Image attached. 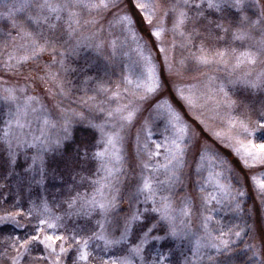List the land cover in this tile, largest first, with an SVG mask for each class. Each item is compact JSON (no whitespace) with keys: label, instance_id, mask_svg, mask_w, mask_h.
Returning a JSON list of instances; mask_svg holds the SVG:
<instances>
[{"label":"snow or ice","instance_id":"6c2138e0","mask_svg":"<svg viewBox=\"0 0 264 264\" xmlns=\"http://www.w3.org/2000/svg\"><path fill=\"white\" fill-rule=\"evenodd\" d=\"M253 4L259 9L256 19L244 12L248 6L247 0H132V8L139 13L141 23L147 26L146 38L141 35L131 12L126 10L128 0H14L13 3L0 0V7L5 10L0 12V18L11 22L22 42L17 45L16 38L13 37V49L7 52V58L3 61L5 71L13 74L19 72V66L36 60L45 52L50 53L54 63L59 62L63 66L64 52L57 47V30L62 28L72 38L81 34L82 29L98 25L100 20L97 17L110 13L113 17L109 21L110 26H119L123 34V39L108 42L112 54L115 56L118 48L131 47L137 57L132 62V69L138 75L135 81L130 76L124 77V82L132 86L125 91L142 103L151 101L149 106L155 111L156 117L165 122L160 142L152 140V128L147 121L141 129L144 133L143 143L140 132H137L136 155L140 157L142 171L135 190L129 196V204L135 210L119 217V182L124 162L121 146L125 138L122 133L133 124L142 104H135L131 100L126 104H117L107 112L104 123L88 121L86 126L100 133L97 150L92 153V159L97 162L98 168L95 178L90 180L91 193L77 191L64 201L67 210L61 214L52 210L47 198H40L39 202L31 201L26 213L18 209V200L11 209H0L3 212L0 215V225L13 224L22 229L24 225L17 217L36 221L30 233L9 238L11 243L8 247L15 253L10 257V264H65V257L70 252L73 253L71 264H90L94 259H98L99 264H172L169 256L159 250L155 255L146 251L153 242L166 240L188 241L191 245L190 255H185L181 264H203L207 249L219 252L221 247L227 249L229 246L224 237L232 234L240 237L243 229L238 224L228 227L227 231L223 225L210 227L213 222L210 204L212 201L221 204L223 200H227L239 213L242 211L241 198L246 192L243 188L234 189L231 182H224L225 161L210 151L206 138L195 137L185 117L190 116L213 140L231 148L245 168L264 166V139H256L257 133H264V108L254 120L251 115H234L238 104L229 94V86L237 85L264 90V6L260 5L259 0H253ZM225 7L241 14L238 26L232 33V43L221 49L207 47L204 39H201L197 45V38L203 36L197 25L204 17L205 9L221 12ZM18 15H22L23 19L18 20ZM169 24L171 27H168ZM32 25L37 29L46 25L51 35H45L42 30H32ZM217 27L227 31L220 24ZM257 31L259 39L255 36ZM168 32L173 35L171 49L176 47L175 37H180V46L190 50L197 65L204 68L216 66V71L227 70L228 79L217 83V77L209 76L203 91L198 90L195 85L180 86L173 82L171 93L167 98L163 97L162 89L167 83L162 82L163 71L166 70L169 76L180 75L179 71L174 72L170 49L163 42ZM96 35L94 32L86 39H92ZM248 41L254 43L242 50L233 46L236 42L244 45ZM81 46L85 45L77 40V47ZM102 47L103 41L96 44L97 49ZM192 48L195 51H191ZM153 49L156 50L155 54ZM21 52L22 54H18ZM58 55L61 57L59 61ZM124 55L127 56L128 53L125 52ZM157 56L162 57L159 74ZM180 63L184 65V61ZM51 78L55 79L54 76ZM5 91L8 94L6 99L15 104L16 111L5 122L6 126L0 133V145L6 149L12 169L21 153L27 154L29 150L35 149L26 171L38 174V182L42 183L46 176L42 154L59 149L66 141H70L74 119L83 121L85 117L81 113L61 110L60 121H54L43 114V105L37 97L26 96L19 103L17 89ZM19 91L24 92L25 89ZM112 98L121 99L119 88ZM176 101L180 102L179 107H174ZM208 104L212 105L213 119L220 117L225 120L227 127L224 131L208 127L202 113L196 111ZM221 110H224L223 114ZM30 115L34 116L38 125L35 130L33 122L28 119ZM57 128L59 132L53 137L51 131ZM190 149L198 154L199 165L196 172H208L203 182L197 181L202 194L199 231L192 227L195 211L193 199L186 195L177 206L171 194H164L182 182V170L186 166L185 158ZM227 171L231 172V169ZM161 174L163 179H160ZM251 180L253 190L264 204V173L260 176L253 175ZM206 186H212L213 192H207ZM0 200L7 198L0 196ZM141 203L145 205L143 210L136 206ZM148 213L152 214V221L136 240H131L134 228L137 224H144ZM72 217L94 221V224L90 228L82 226L80 231H76L75 227L69 229L68 222ZM216 223L219 225V221ZM261 239L264 243V233ZM94 243L102 254L94 252ZM5 255L8 253L5 252Z\"/></svg>","mask_w":264,"mask_h":264},{"label":"rangeland","instance_id":"374dc122","mask_svg":"<svg viewBox=\"0 0 264 264\" xmlns=\"http://www.w3.org/2000/svg\"><path fill=\"white\" fill-rule=\"evenodd\" d=\"M8 2L13 3L14 0H8ZM259 3L264 6V0H259ZM247 5L244 12L252 19H256L259 15V9L254 6L253 0H247ZM126 10L131 12L133 18L137 21V28L140 29L141 35H145L146 37L147 26L141 23L139 13L132 8V0H128ZM4 11L0 7V12ZM240 15L234 9L227 7L221 12L205 9L204 17L201 18L197 25L203 36L197 38L196 44L199 45L201 39H204L207 47L221 49L227 47L232 43V33L238 26ZM97 18L100 20L98 25L82 29L81 34H77L72 38H69L62 28L57 30L55 33V36L59 37L57 47L59 51L64 52V56L62 57L63 66L59 62L54 63L50 53L45 52L36 60L19 66V72L15 74L5 71L3 61L7 58V52L13 49L12 38H16L17 45L22 42L16 34V29L12 28L11 22L0 18V133L5 128V122L10 119V115L16 111L15 104L6 99L8 94L5 89L11 88L17 89L16 95L20 98L19 103H22L26 96L37 97L40 104L43 105V114L50 116L54 121H60L61 110H66L68 113L83 114L85 120L74 119L72 135L73 131L79 128L86 132H80L79 135L85 139H78V144L70 142L71 139L70 141H66L63 147L42 154L46 167V176L42 183L38 182L40 181L38 174L26 171L32 162L31 157L36 151L35 149L29 150L27 154L21 153L14 169H12V166L8 162L6 149L0 145V185L4 186L0 187V196L7 198V200H0V209L3 207L11 209V206L18 200V209L26 213L31 206V201L39 202L40 198H47L52 210L57 214H61L67 210V204L64 201L74 196L77 191L81 193L88 192L90 194L92 191L90 180L95 178L98 168L97 162L92 159V153L97 150V141L100 139V133L96 129L87 127V122L104 123L109 110L115 108L117 104H126L131 100L135 101V104H142V106L133 124L126 127L124 133H122L125 137L121 146L124 162L119 182L121 202L118 208V215L122 217L135 210L129 204V196L135 190V185L139 182V176L142 171L140 157L136 155L137 132H140L141 143H143L144 133L141 129L147 121L152 128V140L160 142L163 139L162 134L164 133L165 122L163 119L156 117L155 111L149 106L152 103L151 101L142 103L129 92L125 91L126 88L132 86L124 82V77L130 76L135 81V77L138 75V72L132 69V62L137 58L136 54L132 52L131 47H128L124 49L118 48L114 56L108 42L113 39H123L121 29L119 26H110L109 21L113 19L110 13H105ZM17 19L22 20L23 16L18 15ZM217 24L222 25L223 29H227V31H222L221 28L217 27ZM30 27L34 31L42 30L45 35H51L46 25H42L39 29L34 25ZM168 27H171V25L169 24ZM101 29L103 30L101 31ZM94 32L97 33L95 37L86 39V37L92 36ZM255 36L256 39H259L258 31L255 32ZM77 40H80L81 44L85 46L77 47ZM101 41H103V47L97 49L96 44ZM172 41L173 35L171 32H168L164 36L163 42L165 47L170 49L169 56L174 72L179 71L180 75L173 74L169 76L166 70L163 71L162 82L167 81L162 89L163 97L167 98L169 96L172 91L173 82L180 86L195 85L198 90L203 91L209 76L217 77V83L228 79L227 70L216 71V66L204 68L197 65L191 57L190 50L180 46V37H175V49H171ZM252 43L254 41H248L244 45L236 42L233 46L242 50V48L248 47ZM191 51H195V48H192ZM125 52L128 53L127 56L124 55ZM153 52L155 54L156 50L153 49ZM18 54H22V52ZM60 59L61 57L58 55L57 61ZM180 61H184L183 66ZM86 63H88L86 70L89 69L88 74L90 75V79H85V77L83 78L76 74L73 75L71 65L80 64L83 67ZM156 63L159 74L162 65L161 56H157ZM92 69H95L96 73ZM52 76L55 79H52ZM117 88H119L121 94V99L119 100L112 98ZM19 89H25V91L21 92ZM229 94L238 104V109L233 113L234 115H251L254 120L259 111L264 108V90L248 89L237 85L235 87L229 86ZM172 97L174 99V93H172ZM179 103V101H176L174 107H179ZM211 109L212 105L208 104L205 108L197 109L196 111L202 113V118L206 121L208 127L217 131H224L227 127L225 120H222L220 117L213 119L214 113ZM223 111L221 110V114H223ZM28 119L33 122L32 127L35 130L38 125L34 116L30 115ZM185 119L189 123L195 137L206 138L210 151L215 152L221 160L225 161L224 182H231L234 189H244L248 185L253 190L251 177L253 175L260 176L264 173V166L257 165L251 169L245 168L239 156L231 148L224 147L223 143L213 140L209 133L204 132L202 126H199L190 116L185 117ZM58 132L59 128L53 129L51 135L55 137ZM89 139L91 142L87 144L86 140ZM256 139L257 141L264 139V133H257ZM67 142L71 144L65 149L64 147L67 145ZM65 150H68V153ZM185 159L186 166L182 170V182L177 183L170 192H165L164 194H171L177 206H179L180 201L186 195L193 199L195 211L192 227L194 230L199 231L200 211L202 210L200 196L202 194L199 192L200 185L197 181L203 182L208 172L207 170H203L199 174L196 172L199 158L195 150L190 149ZM160 162H163L162 156ZM229 168L231 172L227 171ZM163 178L161 174L160 179ZM213 190L212 186H206L207 192L210 193ZM253 192L255 193H253L255 199L252 202V206L255 204V208L259 210V215L256 217V221L258 219V222L254 223L255 226L252 225L248 238L247 235L245 236L243 222L241 224V220L244 219L243 217H245L246 213L244 211L245 213L243 214V203L247 202V195L241 198L242 211L240 213H237L233 205L227 200H223L221 204H217L215 201L211 202L210 209L213 222L210 227L217 228L223 225L225 226V231H227L228 227L238 224L243 231H241L240 237H236L234 234L224 237L229 242L227 249L221 247L219 252L215 249H207L203 264H264V256L259 255L261 253L264 254L261 239L262 233H264V204L261 203L257 193L254 190ZM136 206L141 210L145 207L142 203ZM2 214L3 212L0 211V215ZM146 217L143 225L137 224L134 228L130 236L131 240H136L143 229L152 221L153 217L151 213L146 214ZM17 219L24 225L22 229L16 228L13 224L0 225V264H10V257L15 255L8 247V244L11 243L9 238L21 235L22 233H30L32 225L36 223L34 219L22 217H17ZM216 221H219V225ZM93 224L94 221L77 220L76 217H72L71 221L68 222L69 229L75 227L76 231H80L82 226L90 228ZM240 229H234V231H239ZM237 246H239V251L243 248L250 251L251 246L253 253L258 255L259 262H255L252 258H248L249 261H246V258L238 260L232 257V252ZM190 247L191 245L188 241L166 240L159 243L153 242V244L148 246L146 251L150 255H155L156 251L159 250L164 255L169 256L172 264H181L184 256L190 255ZM92 248L97 255L102 254L96 248L95 243L92 245ZM5 252L8 255H5ZM72 259L73 253L70 252L65 257V264H71ZM260 260L262 263H260ZM90 264H99V260L94 259Z\"/></svg>","mask_w":264,"mask_h":264},{"label":"trees","instance_id":"16d2710c","mask_svg":"<svg viewBox=\"0 0 264 264\" xmlns=\"http://www.w3.org/2000/svg\"><path fill=\"white\" fill-rule=\"evenodd\" d=\"M88 67V63H86L85 65H80V64H73L71 65V69L73 71V75L76 74L77 76H81V77H85V79H90V75L88 74V70H86V68ZM94 70V72L96 73V70L95 69H92ZM94 78V76H93ZM102 80V78H101ZM1 112V110H0ZM80 132H83V133H86L85 131L81 130L80 128L79 129H76L73 131V135H72V140L70 142H72L73 144H76L78 142V139L80 140H84L85 138L84 137H81L79 134ZM70 142H67V145L64 147L65 149H67L71 144ZM91 140H86V143L87 144H90ZM79 143V142H78ZM77 143V144H78ZM69 150V149H68ZM67 150V151H68ZM66 150L65 152L68 153ZM66 153H65V157H66ZM244 189L246 190V195H247V202L243 203V214L245 213V217H243L244 219L241 220V224L243 222V227L245 228V236L247 235V238L251 232V229H252V225H254V223L258 222V219L256 221V217L259 215V210L258 208H255V204L252 206V202L254 201V196H253V190L250 188V186L246 185L244 187ZM255 194V193H254ZM245 211V212H244ZM240 213V212H239ZM255 226V225H254ZM264 243H262V250H264V246H263ZM241 245V244H240ZM239 245V246H240ZM239 246H237L234 250L233 248V252H236V253H233L232 252V257H235L237 258L238 260L240 259H244L246 258V261H249L248 258H252L255 262H259V258L257 257L258 255L253 253L251 247H250V251L243 248L239 251ZM259 255H263V253L259 254ZM261 257V256H260ZM262 258V257H261ZM251 260V261H253ZM263 260H264V257H263ZM244 262V261H243ZM260 263H262V261L260 260ZM263 264V263H262Z\"/></svg>","mask_w":264,"mask_h":264}]
</instances>
